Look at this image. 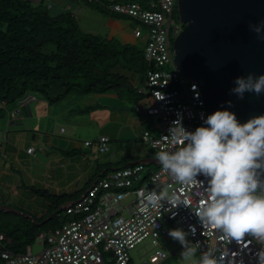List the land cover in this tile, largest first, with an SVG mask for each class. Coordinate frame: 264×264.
I'll use <instances>...</instances> for the list:
<instances>
[{
    "label": "built area",
    "instance_id": "built-area-1",
    "mask_svg": "<svg viewBox=\"0 0 264 264\" xmlns=\"http://www.w3.org/2000/svg\"><path fill=\"white\" fill-rule=\"evenodd\" d=\"M176 5L177 0H146L145 3L116 0L107 4L110 12L138 23L136 37L142 35V27L147 31L144 57L152 68L147 74V86L139 89L143 94L141 100L146 103L137 104L136 109L148 116H157V134L145 131L142 139L158 151L173 149L162 136L169 134L172 122L180 115L184 127L193 132L205 126L207 116L198 85L185 77L175 64L173 41L182 30L181 22L174 18ZM193 85L197 86L195 91ZM162 95L164 100L157 99ZM24 99L30 100L32 96L19 101L23 103ZM15 120L13 117V122ZM109 142L107 135H101L96 141L99 152H108ZM85 144L93 143L86 141ZM42 149L29 147L27 152L35 155ZM145 170L144 163H137L102 175L78 199L64 205L65 212L72 217L69 222L38 235L36 240L43 246L41 252L34 254L30 246L20 254L5 249L1 253L3 264H130L131 251L145 239L153 238L155 246L159 245L158 238L169 239L170 229L166 223L173 221L176 227L182 226L189 233L194 243L199 242L201 252L213 247L218 249L217 257L226 253L224 264H231L233 260L235 264H257L256 253L264 245L258 244L251 234L239 241L221 240L219 230L205 229L196 216L195 211L205 203L209 178L197 176L202 183V187H198L176 182L160 164L149 174ZM161 186L167 189L168 196L175 193L177 197L187 199L191 207L182 204L168 212L170 206L165 202L161 212L145 208L143 195ZM131 195L134 201L125 204ZM123 211H127L128 216L123 215ZM0 239H4L2 234ZM167 257L162 250H156L154 264H160ZM141 264L151 263L144 261Z\"/></svg>",
    "mask_w": 264,
    "mask_h": 264
},
{
    "label": "trees",
    "instance_id": "trees-1",
    "mask_svg": "<svg viewBox=\"0 0 264 264\" xmlns=\"http://www.w3.org/2000/svg\"><path fill=\"white\" fill-rule=\"evenodd\" d=\"M85 1L96 10L112 13L107 7L110 2ZM140 1L145 3L146 0ZM174 18L179 20L177 7ZM151 68L144 50L115 38L84 31L72 12L52 14L47 4L41 1L0 0V117L4 115V103L20 100L29 92L41 93L51 103L70 94L111 90L130 99L139 95V100L143 94L133 87L123 72H136L147 77ZM127 166L131 164L123 167ZM31 188L50 198L44 214L27 212L35 221L10 211L11 204L8 205L0 194V208H3L0 211V234L4 236L0 239V264H3V250L24 253L41 232L69 222L71 215L61 207L83 194L57 195L46 188ZM51 215L54 218L43 224L42 221ZM169 258L160 264H165Z\"/></svg>",
    "mask_w": 264,
    "mask_h": 264
},
{
    "label": "clouds",
    "instance_id": "clouds-1",
    "mask_svg": "<svg viewBox=\"0 0 264 264\" xmlns=\"http://www.w3.org/2000/svg\"><path fill=\"white\" fill-rule=\"evenodd\" d=\"M249 30L256 33L259 40H264V21L249 24ZM234 84L230 94L238 99L243 100L246 93L258 97L264 93V74L237 77ZM196 88L193 85L194 91ZM157 99L164 100L165 96ZM232 103L227 101L229 106ZM204 125L194 132L188 131L180 115L172 122L169 134L162 136L173 149L157 152L155 159L180 184L202 187L196 177L209 178L205 203L195 211L205 229L219 230L220 239L225 241H239L251 234L258 244L264 245V115L241 123L234 112L217 110L207 116ZM165 202L170 206L168 212L182 204L191 207L187 199L175 193L168 196L163 186L143 195L145 208L161 212ZM168 234L182 245V264H224L226 253L217 257L218 249L213 247L201 252L199 242L189 241V233L183 229H171ZM256 258L257 264H264V247L256 253Z\"/></svg>",
    "mask_w": 264,
    "mask_h": 264
},
{
    "label": "crops",
    "instance_id": "crops-1",
    "mask_svg": "<svg viewBox=\"0 0 264 264\" xmlns=\"http://www.w3.org/2000/svg\"><path fill=\"white\" fill-rule=\"evenodd\" d=\"M31 1L34 3H39L40 1L42 3H46L50 11H56L54 14L72 12L78 19L80 26L81 22H83V20L85 21L86 30L81 27L84 31L98 34L104 38H115L123 43L136 45L140 50H144L147 31L144 27H142V35L140 37H136L135 28L138 27V23L132 19L119 18L113 13L96 10L89 6L85 0ZM101 1L111 2L116 0ZM82 13L84 16L80 17V14ZM87 16L90 17L89 19L95 21L98 26L88 22ZM123 73L127 76L128 80L135 89L138 90L147 86V77H143L141 74L136 72ZM71 98L74 100V105L69 106L66 109V114L63 115L67 116L61 120L62 126L60 127V134L64 135L67 133L68 125L71 127L72 133L67 136L65 135L64 137H66V139L60 140L57 145H55V139L51 140V146L57 150L55 154L57 157V163L54 169L48 167V170H53L57 175L66 176V174H69L71 167L75 173L74 181L76 182L72 185V187H75L74 189H65L62 193H57V195L75 194L80 196L97 179H99L103 173H108L115 169L122 168L126 164L135 165L137 163H144L146 166V174L158 169L159 162L155 159V154L159 151L151 148L142 139V135L145 131H151L153 134H157L158 121L154 122L150 118L151 116L137 111V104L146 103L141 99L138 100L139 95L130 99L123 94H119L117 91L111 90L105 93H90L89 95L84 94V96L82 95L81 97H78L81 99H77V97ZM35 100L36 98L32 96V99L30 100L24 99L22 104H26L25 106L29 107L32 117L34 113L31 103ZM44 104L45 109L48 110L49 108L46 105L47 103ZM49 104L53 103L49 102ZM31 123V126L35 129L38 127L42 129V126L44 125V127H46L47 124H43L41 119L32 121ZM32 127H28L26 129L33 130L34 128L31 129ZM0 131V133L5 132L2 129H0ZM9 131L7 132L9 133ZM85 131L90 132V135L84 136L86 139L82 140V135ZM7 132L4 136L8 144V151V149H11L12 146L9 143L10 134ZM47 135L48 132H45L43 136L44 140L47 139ZM101 135H107L110 138V150L106 153H101L97 150L103 157L101 158L96 156L92 159V146L93 144L96 145V141ZM33 137H36V135H33ZM82 141L84 144L86 141H91L93 144L87 146L86 144L84 145ZM2 147L3 143H0V150ZM29 147L34 146L32 144L28 145L27 143V149ZM40 147L41 146L38 148ZM38 151L43 152V149ZM27 154L32 155L28 152ZM46 154L50 155L49 152H46ZM71 159L73 160L72 163L69 162ZM82 164L85 165L84 168L82 167ZM23 186L32 187L33 185L23 183Z\"/></svg>",
    "mask_w": 264,
    "mask_h": 264
},
{
    "label": "water",
    "instance_id": "water-1",
    "mask_svg": "<svg viewBox=\"0 0 264 264\" xmlns=\"http://www.w3.org/2000/svg\"><path fill=\"white\" fill-rule=\"evenodd\" d=\"M177 11L183 28L173 41L175 64L198 85L207 116L227 109L245 123L264 115V93H246L243 100L230 94L237 77L264 74V40L249 30L264 21V0H177Z\"/></svg>",
    "mask_w": 264,
    "mask_h": 264
},
{
    "label": "rangeland",
    "instance_id": "rangeland-1",
    "mask_svg": "<svg viewBox=\"0 0 264 264\" xmlns=\"http://www.w3.org/2000/svg\"><path fill=\"white\" fill-rule=\"evenodd\" d=\"M55 12V10L51 11L52 14ZM83 16V13L80 14V17ZM89 18L90 17L87 16L88 22L98 26L95 21ZM81 27L86 30L84 20L81 22ZM29 95L36 98V100L31 103L34 113L33 117L29 107L25 106L26 104L22 105L23 103L19 100L11 101L7 104L5 103V107L3 108L4 115L0 117V129L5 131L0 133V143H3V147L0 150V194L8 205L11 204L12 209L17 210L16 207H18L25 210L26 212H24L26 214L32 213L35 215H42L47 209L46 207L50 201V198L45 195H39L38 193L32 191L30 186L24 187L23 183L33 185L38 189L46 188L52 194H60L65 189L71 190L75 188L72 187L74 182H76L74 181L75 173L71 167L69 174H66V176L57 175L53 170L49 171L48 169L50 167L54 169L57 163V157L55 155L57 150L51 146V140L55 139V145H57L60 140L66 139V137H64L65 135L67 136L72 133L71 127L68 125L67 133L64 135L60 134V127L62 126L61 120L67 116H63L66 114V109L69 106L74 105V100L71 97H77V99H81L78 97H81L82 95L70 94L66 97V99L53 104H49V102L41 93L29 92L25 98H27ZM44 103H47L46 105L49 108L48 110L45 109ZM20 109L21 111L18 112ZM13 117H16L14 122ZM150 118L154 122L158 121L157 116H151ZM40 119L43 124L47 123L46 127L43 125L42 129L39 127L35 129L31 126L32 121H37ZM28 127H32L31 129H34L27 130L26 128ZM7 131H9V133ZM6 132L10 134L9 143L12 146L11 149H8V151V144L4 136ZM45 132H48V135L47 139L44 140L43 136ZM33 135H36V137H33ZM86 135H90V132H83L82 140L86 139L84 137ZM26 142L28 145L32 144L35 148L41 146L43 148V152L37 150L36 155H28ZM82 143L84 144L83 141ZM92 147V159L96 156L102 158L103 156L98 153L96 145L93 144ZM46 152H49L50 155H47ZM69 162L72 163L73 160L71 159ZM82 167L84 168L85 165L82 164ZM133 201L134 196L131 195L125 200V204L131 203ZM122 214L128 216L127 211H123ZM21 216L26 217V215L23 214H21ZM166 226L170 230L177 228L183 229L182 226L176 227L174 225V221L167 222ZM188 240L194 243L190 239L189 235ZM158 242L159 245L155 246L154 239L148 238L136 246V248L131 251L133 264H141L144 261L154 264L153 257L156 253V250H162L170 257L165 264H182V261L180 260V253L182 252L183 248L178 241L173 240L171 237L169 239L160 237L158 238ZM30 247L34 254L43 250V246L38 240H36Z\"/></svg>",
    "mask_w": 264,
    "mask_h": 264
},
{
    "label": "bare ground",
    "instance_id": "bare-ground-1",
    "mask_svg": "<svg viewBox=\"0 0 264 264\" xmlns=\"http://www.w3.org/2000/svg\"><path fill=\"white\" fill-rule=\"evenodd\" d=\"M177 7V6H176Z\"/></svg>",
    "mask_w": 264,
    "mask_h": 264
}]
</instances>
